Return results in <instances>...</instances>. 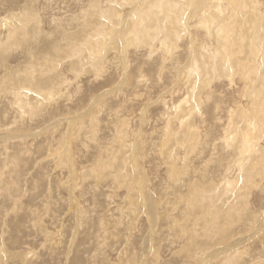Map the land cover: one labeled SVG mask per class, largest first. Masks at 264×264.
Masks as SVG:
<instances>
[{"label": "rangeland", "instance_id": "1", "mask_svg": "<svg viewBox=\"0 0 264 264\" xmlns=\"http://www.w3.org/2000/svg\"><path fill=\"white\" fill-rule=\"evenodd\" d=\"M90 1L0 0V264H264V135L242 171L222 141L230 111L239 107L237 121L249 109V92L237 75L202 85L185 73L200 46L213 47L197 24L213 1L185 0V33L168 43L170 54L160 45L164 11L160 34L132 46L122 33L141 0ZM109 5L121 12L107 24L98 12ZM12 19L25 39L8 33ZM84 40L94 54L88 44L72 54ZM248 52L264 60V52ZM26 76L59 84L51 96L29 93L16 102L9 78ZM180 118L194 126L190 134ZM226 168L227 178H242L234 191L222 188ZM213 194L224 208L215 209Z\"/></svg>", "mask_w": 264, "mask_h": 264}, {"label": "bare ground", "instance_id": "2", "mask_svg": "<svg viewBox=\"0 0 264 264\" xmlns=\"http://www.w3.org/2000/svg\"><path fill=\"white\" fill-rule=\"evenodd\" d=\"M123 1V0H122ZM121 1V2H122ZM130 0H127L128 2ZM137 1V0H136ZM190 2V5H193L192 0H188ZM195 1V0H194ZM212 3H209L208 6V14L207 16H203L204 13L202 12L198 16V22L197 24L199 25L200 28H202L205 33L212 38L213 40V47L212 49H207L204 46H200L201 52L199 53V59L195 60L192 58V68H190L187 72H185L189 78L190 76L194 77L195 80H203L204 83L206 84V81L209 82L212 80L213 76L219 78L221 75L225 76L228 78V80H231V83H233L234 76L237 75L239 77V80L244 83V92H249L247 95H249V100L247 101V105L249 106V109H244L241 108V111L237 117L236 120V111H238L239 107L236 108L235 111H230V117H232L229 120V124L227 125V129L225 130L224 128V136H223V143L224 147L228 148L230 150V153L232 155H235L237 159L235 160L237 170L242 171V169L246 168L247 164H251L249 159H251V156L256 154L257 151H259V148H262V145L260 144L262 139L261 137L264 135V76L262 75L261 77L257 76L258 74V69L261 66L262 69H264V60L260 59V55L257 59V61L254 60L253 56H248L244 57L245 53L244 51L249 49L251 52L250 54L256 55V52H264V13L261 12L260 9V1L259 0H225V6H221V2L224 0H212ZM91 3L93 2L92 0L90 1ZM125 2V1H124ZM93 4V3H92ZM95 4V3H94ZM93 4V5H94ZM123 4V2H122ZM130 4V3H129ZM187 2L185 0H141V5L140 7L138 6V16L137 18L135 17L134 19L132 18L130 25H126L127 28H125V32L122 33L124 37H127L126 41H131V44L133 46V43L135 42H147L149 39H152V37L157 36L160 34V30L162 28V21L160 18L159 11H164V17L166 18V26H165V33L164 36L160 37V45L162 46L161 48H165L167 50V54L171 53L170 46L168 47V43H174L176 39H178L182 33H185V23L186 21H182L181 19L184 18V5H186ZM204 4V3H203ZM128 5V4H127ZM96 6V4L94 5ZM108 6V5H107ZM189 7V6H188ZM195 7V6H194ZM164 8V10H163ZM191 8V6H190ZM193 8V6H192ZM97 11V10H96ZM188 11V10H187ZM121 12V11H120ZM118 12L114 7L110 6L106 8L104 11L98 12V15L101 14V18L104 19V22H109L118 21L119 17ZM134 12H136L134 10ZM96 15V14H95ZM187 16V15H185ZM188 17V16H187ZM197 17V15H196ZM207 18V19H206ZM238 18V19H237ZM122 19V18H121ZM18 20V19H17ZM37 20V19H36ZM235 20V23L233 22ZM24 21V20H23ZM78 22L80 20H77ZM85 21V20H84ZM88 21V20H87ZM133 21V22H132ZM18 22V21H17ZM14 22V20H10L9 22L5 23V26L8 30V33L13 34V35H23L22 37L25 39V31L24 29L17 23ZM256 22V25H255ZM90 23V22H89ZM123 23V22H122ZM250 23L249 26L247 24ZM254 23V24H253ZM3 24V23H2ZM59 24V23H58ZM110 24V23H109ZM30 25V24H29ZM93 25V24H91ZM79 26V24H78ZM81 26V25H80ZM100 26V25H99ZM108 26V25H107ZM111 26V25H110ZM73 27V26H72ZM76 27V26H75ZM90 27V25H89ZM94 27V25H93ZM167 27V29H166ZM31 28V27H30ZM83 27H81L82 30ZM95 28V27H94ZM123 28V27H122ZM22 29V31H21ZM80 29V28H79ZM108 29V28H106ZM110 29V28H109ZM108 29V30H109ZM120 29V28H119ZM85 30V29H84ZM87 30V29H86ZM96 30V28H95ZM94 30V31H95ZM111 30V29H110ZM121 30V29H120ZM76 31V30H74ZM79 31V30H78ZM98 31V30H97ZM95 31V32H97ZM100 31V30H99ZM107 31V30H106ZM105 33H108L106 32ZM112 31V30H111ZM251 31H253L251 33ZM27 32V31H26ZM94 32V33H95ZM101 32V31H100ZM76 33V32H74ZM80 33V32H78ZM91 33V32H89ZM93 33V31H92ZM103 33V34H105ZM262 33V36L261 34ZM70 34V33H69ZM85 35V32L82 33ZM82 34L80 36H82ZM257 34V35H256ZM15 35V36H16ZM79 35V34H77ZM95 35V34H94ZM98 34L94 36L100 37ZM10 36V35H9ZM88 36V35H87ZM93 36V35H92ZM13 37V36H12ZM71 37V36H70ZM73 37V35H72ZM83 37V36H82ZM109 37V36H107ZM84 38V37H83ZM90 38V37H89ZM88 38V39H89ZM12 39V38H11ZM27 39V38H26ZM87 39V38H86ZM87 39V40H88ZM23 40V39H22ZM74 40V39H73ZM80 40V39H79ZM91 39H89L90 41ZM93 40V37H92ZM91 40V41H92ZM99 39H97L98 42ZM103 42L106 39H102ZM28 41V40H27ZM101 41V40H100ZM125 41V42H126ZM85 42V40H84ZM94 42V41H93ZM96 44H99L97 43ZM102 42V43H103ZM150 42V41H149ZM27 43V42H26ZM89 42L86 41L84 44L85 45H80L77 47L78 49H70L72 54H76L82 49H88L91 53L94 51L92 50V44H88ZM101 43V44H102ZM105 43V42H104ZM103 43V44H104ZM80 44V42H79ZM88 44V45H87ZM95 44V43H94ZM128 44V45H129ZM144 44V43H143ZM100 45V44H99ZM98 45V46H99ZM124 45V43H123ZM130 45V46H131ZM145 45V44H144ZM28 46V45H27ZM127 46V45H126ZM24 47V46H23ZM49 47V46H48ZM64 47V46H63ZM74 47V46H73ZM175 47V46H174ZM210 47V46H209ZM3 48V47H2ZM125 48V47H124ZM26 51V48H24ZM30 49V48H28ZM51 49V48H50ZM99 49V48H97ZM96 49V50H97ZM126 49V48H125ZM261 49V51H260ZM66 50V49H65ZM95 50V49H94ZM162 50V49H161ZM29 51V50H28ZM87 51V50H86ZM99 51V50H98ZM118 51V50H117ZM116 51V52H117ZM123 51V50H122ZM64 52V51H63ZM165 52V51H164ZM191 52V51H190ZM242 52V53H241ZM25 53V52H24ZM65 54V53H64ZM94 54V53H93ZM244 54V55H243ZM248 52V55H250ZM262 56H264V53H261ZM32 55V54H31ZM92 55V54H91ZM99 55V54H97ZM64 56V55H63ZM100 56V55H99ZM240 56V57H239ZM242 56V58H241ZM39 57V56H38ZM49 57V56H48ZM73 57V56H72ZM102 58V56H101ZM263 58V57H262ZM51 59V58H50ZM63 59V58H62ZM120 59V58H119ZM47 61V60H46ZM83 61V59L81 60ZM199 61V62H198ZM253 64V66L248 65V63ZM40 63V62H38ZM77 63V62H76ZM4 64V63H3ZM82 64V63H81ZM85 64V62H84ZM71 65V64H70ZM65 67V66H64ZM78 67V66H77ZM88 67V66H87ZM45 68V67H44ZM52 68V67H51ZM72 68V66H71ZM33 69V68H32ZM41 69V68H40ZM52 70V69H51ZM97 70V69H96ZM50 71V70H49ZM98 71V70H97ZM105 71V70H104ZM80 72V71H79ZM99 72V71H98ZM10 73V72H9ZM47 73V72H46ZM63 73V72H62ZM51 74V73H50ZM58 74V73H57ZM185 74V75H186ZM264 74V70H263ZM26 75V74H25ZM29 75V74H28ZM27 75V76H28ZM53 75V73H52ZM56 75V74H55ZM26 76V77H27ZM32 76V75H31ZM59 76V75H58ZM78 76V75H77ZM10 77V76H9ZM22 79V77L18 78H9V83H15L12 86V93L14 97V101H18L22 103V98L21 96H26L27 94L31 93V95H35V97H41L46 95H53L55 92V86L57 87L56 80L53 78L52 80H49V83L44 86V83H39L38 81L34 79V77H27V78ZM42 77V76H41ZM52 77V76H50ZM54 77V75H53ZM61 77V76H59ZM79 77V76H78ZM187 77V76H186ZM191 77V78H192ZM214 77V78H215ZM62 79L64 78L61 77ZM193 78V79H194ZM236 78V77H235ZM56 79H59L56 77ZM194 80V81H195ZM61 81V80H59ZM218 81V80H217ZM226 81V80H224ZM7 82V83H8ZM200 82V81H198ZM229 82V81H228ZM47 83V81L45 82ZM63 83V81H62ZM196 83V82H195ZM241 83V82H240ZM195 86V85H194ZM62 87V86H61ZM4 88V87H3ZM192 88V87H191ZM196 88V87H195ZM2 88H0L1 91ZM17 89H20L17 91ZM242 90V89H241ZM194 91V90H193ZM191 92V90H190ZM197 92V90L195 91ZM11 93V92H10ZM198 93V92H197ZM242 93V92H241ZM240 93V94H241ZM5 95V94H4ZM12 95V94H11ZM29 95V96H31ZM185 95V94H184ZM187 95V93H186ZM6 96V95H5ZM188 96V95H187ZM243 96V95H242ZM28 97V95H27ZM26 97V100H27ZM47 97V96H46ZM191 98V96H190ZM240 98V97H239ZM242 98V97H241ZM25 99V98H24ZM23 99V100H24ZM50 99V98H49ZM55 99V98H54ZM33 100V99H32ZM43 100V99H42ZM41 100V101H42ZM189 96L188 98H185L182 101L183 103L186 104L189 102ZM38 101V100H36ZM35 101V102H36ZM25 103V100L23 101ZM27 102V101H26ZM29 102V101H28ZM34 102V101H33ZM34 102V104H36ZM44 102V101H43ZM15 103V102H14ZM40 103V101H39ZM45 103V102H44ZM235 103V102H234ZM241 103V102H240ZM18 104V103H17ZM31 104V103H30ZM29 107H33L32 104ZM33 104V105H34ZM38 104V103H37ZM189 104V103H188ZM197 106L196 108H199V104L195 103ZM20 107L24 108V104H19ZM28 106V104H26ZM25 105V106H26ZM39 106V105H38ZM37 106V107H38ZM28 107V108H29ZM30 107V108H31ZM36 107V106H34ZM167 107V106H166ZM19 108V107H16ZM15 108V109H16ZM26 108V107H25ZM32 109V108H31ZM21 110V109H20ZM25 109L21 110L22 112ZM34 110V108H33ZM32 110V111H33ZM194 108H191L187 110L186 116L190 117L192 111ZM197 110V109H196ZM31 111V113H32ZM20 112V111H19ZM21 113V112H20ZM24 113V112H23ZM228 115V114H227ZM235 119V120H234ZM178 120V125L182 129H184L185 132L193 131L192 127H194L192 124H186V121L184 118L177 119ZM169 122V121H168ZM59 123V122H58ZM168 124V123H167ZM166 124V125H167ZM169 125V124H168ZM191 129V130H190ZM117 130V129H116ZM124 130V129H123ZM127 131V130H126ZM183 132V131H182ZM173 135L176 134V132H173L170 129V126L168 127L167 130V135ZM189 133V134H190ZM119 134V133H118ZM186 134V133H185ZM184 135V134H183ZM174 136V135H173ZM186 136V135H185ZM121 137V135H120ZM119 137V138H120ZM180 138V137H179ZM184 138V137H183ZM122 139V137H121ZM125 139V138H124ZM123 140V139H122ZM121 140V141H122ZM126 140V139H125ZM124 140L121 142L123 143ZM185 142V141H183ZM125 143V142H124ZM127 145V144H126ZM126 145H122L124 148ZM173 146V145H172ZM120 147V146H119ZM259 149V150H258ZM262 154H264V148L260 150ZM123 152V151H122ZM116 153V152H115ZM139 153V152H138ZM259 153V152H258ZM257 153V154H258ZM164 154V153H163ZM169 154V152H168ZM112 155V154H111ZM123 155V154H122ZM173 155V154H172ZM52 156V155H51ZM164 156V155H163ZM168 155H166L167 157ZM231 156V155H230ZM247 156V157H246ZM124 157V156H123ZM139 157V156H138ZM170 157V154L169 156ZM261 158V157H260ZM118 159V158H117ZM120 159V158H119ZM170 159V158H169ZM172 159V156H171ZM113 160V159H112ZM247 160L248 163H245ZM255 160V161H254ZM253 163L256 164V159H254ZM133 161V160H132ZM176 161V160H175ZM134 162V161H133ZM234 162V163H235ZM114 165V164H113ZM234 165V164H233ZM168 166V165H167ZM251 166V165H250ZM254 165L251 166V168ZM261 166V165H260ZM117 167V166H116ZM250 168V170H251ZM170 169V168H169ZM236 169V168H235ZM249 170V166L247 167ZM263 169V168H262ZM172 170V169H171ZM246 170V169H245ZM244 170V171H245ZM117 171V170H116ZM130 171V170H129ZM134 171V170H133ZM107 172V171H106ZM112 172V171H111ZM135 172V171H134ZM227 172V173H226ZM182 173V172H181ZM225 175L224 178L222 179L223 189H232L233 187H237L239 181L242 179L241 177H236L235 178H227L226 175H228V170L226 168L225 170ZM240 174V173H239ZM255 174V173H254ZM263 174V173H262ZM138 175V174H136ZM246 179L251 178V171H246L245 176ZM243 177V179H244ZM254 177V176H253ZM139 178V177H138ZM227 178V179H226ZM251 181V180H250ZM255 181V180H254ZM145 182V181H144ZM252 182V181H251ZM249 184V182H247ZM131 184V183H130ZM214 184V183H213ZM216 184V183H215ZM248 189H249V186ZM191 185V184H190ZM251 185V184H249ZM215 186V185H214ZM241 186V185H240ZM130 188V187H129ZM252 188V187H251ZM237 189V188H236ZM214 191V190H213ZM227 191V190H226ZM234 191V190H233ZM237 191V190H236ZM223 192H225L223 190ZM228 192V191H227ZM226 192V193H227ZM231 192V190L229 191ZM219 193V192H218ZM221 193V192H220ZM235 193V192H234ZM215 194V193H214ZM213 194L211 196L210 201L211 203H215L218 201L219 204L216 205V210L224 208L226 206L224 200L220 201L216 199V196ZM233 194V193H232ZM223 195V194H222ZM225 195V194H224ZM236 195V194H235ZM229 197V196H227ZM224 199H228V198ZM237 197V196H236ZM236 199V198H235ZM235 199H231L229 202H234ZM196 200V199H195ZM216 200V201H214ZM228 201V200H227ZM241 201V200H240ZM210 203V204H211ZM238 204V203H237ZM146 205V204H145ZM189 205V204H188ZM213 205V204H211ZM235 204L233 203L230 209H234ZM237 207V205H236ZM191 208V206H190ZM161 209V208H160ZM230 209H223L224 214ZM133 210V209H132ZM191 210V209H190ZM193 210V209H192ZM249 210V209H248ZM147 211V210H146ZM221 211V210H220ZM188 212V211H187ZM219 212V211H218ZM231 212V210H230ZM234 212V211H233ZM229 214V212H227ZM233 215V213L231 212ZM248 214V213H247ZM230 215V214H229ZM229 215H227L229 217ZM237 215V213L235 214ZM234 215V216H235ZM147 216V215H146ZM159 216V215H158ZM157 216V217H158ZM164 216V215H162ZM230 216V217H234ZM228 217H226L228 219ZM229 217V218H230ZM237 218V216H235ZM161 218V216H160ZM223 218V217H222ZM163 219V218H162ZM238 219V218H237ZM236 219V220H237ZM240 219V218H239ZM238 219V220H239ZM249 219V218H248ZM164 220V219H163ZM232 220V218H231ZM234 220V219H233ZM250 220V219H249ZM226 221V219H225ZM230 222V219H229ZM232 222V221H231ZM234 222V221H233ZM151 223V222H150ZM149 224V223H148ZM153 224V223H152ZM222 224V223H221ZM231 224V223H230ZM234 224V223H233ZM233 224H231L233 226ZM252 224V223H251ZM150 225V224H149ZM223 225V224H222ZM225 225V224H224ZM229 225V224H228ZM230 226V225H229ZM231 226V227H232ZM152 227V226H151ZM224 229V227H223ZM228 229V228H227ZM220 230V229H219ZM218 230V231H219ZM222 230V229H221ZM232 230V229H230ZM223 231V230H222ZM227 231V230H226ZM212 233V232H211ZM225 233V232H224ZM58 234V233H57ZM231 234V233H230ZM152 235V234H151ZM216 235V234H215ZM220 235V234H218ZM222 235V234H221ZM217 236V235H216ZM230 236V235H229ZM225 237V235H224ZM148 238V237H147ZM223 240V238H221ZM230 240V239H229ZM223 242V241H222ZM225 242V241H224ZM223 242V243H224ZM222 243V244H223ZM226 243V242H225ZM226 247L225 245H222ZM230 246V245H229ZM229 247H226L228 250ZM234 248V247H233ZM145 249V248H144ZM226 250V251H227ZM221 251V249H220ZM130 252V251H129ZM239 253V252H238ZM237 253V254H238ZM223 254V253H222ZM240 254V253H239ZM232 255V254H231ZM234 256V255H233ZM240 256V255H239ZM224 257V255H223ZM219 258V257H218ZM230 258V257H229ZM228 261L226 262L227 264H237L234 259H227ZM236 260V259H235ZM208 261V260H207ZM238 261V260H237ZM134 262V261H133ZM132 262V263H133ZM205 262V261H204Z\"/></svg>", "mask_w": 264, "mask_h": 264}]
</instances>
